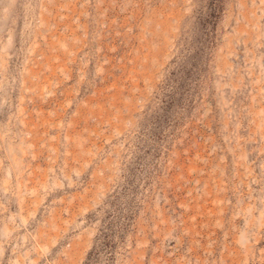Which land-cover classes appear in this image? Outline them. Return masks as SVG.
<instances>
[{"label":"rangeland","instance_id":"obj_1","mask_svg":"<svg viewBox=\"0 0 264 264\" xmlns=\"http://www.w3.org/2000/svg\"><path fill=\"white\" fill-rule=\"evenodd\" d=\"M0 264H264V0H0Z\"/></svg>","mask_w":264,"mask_h":264}]
</instances>
